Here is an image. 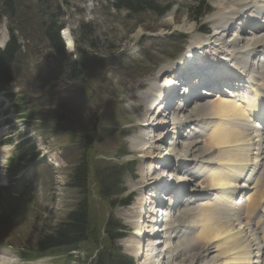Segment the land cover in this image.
<instances>
[{
  "label": "rangeland",
  "instance_id": "1",
  "mask_svg": "<svg viewBox=\"0 0 264 264\" xmlns=\"http://www.w3.org/2000/svg\"><path fill=\"white\" fill-rule=\"evenodd\" d=\"M114 1L54 0V2L46 4L41 16H35L33 19L36 25L41 20L53 21L57 17L59 18L57 20L64 29L62 37L68 39L70 31L74 39L75 51L73 55L77 64L75 65V70L71 68L72 62L67 61L62 65H58L60 80L55 82L56 88L52 91L54 99L45 93L43 85L38 84V81H40L38 75L40 69L36 68L37 65L35 63L37 60H28L23 65V69L29 68L30 70L22 71L19 76L20 84L13 85V89L16 90L18 88L20 92L25 94L28 103L35 104V108L39 109L37 115L39 119L38 125H46L45 127L30 128L23 125L13 112L4 94H0V132H2V137L5 140L12 137L17 140L15 145L10 147L11 153L6 159L0 157V180L3 179L6 172L4 168L5 161L7 160V163L11 166L14 153V158H18L23 155L27 147H34L42 154L40 164H32L26 170V178L23 180L25 184L24 196L29 197V200L36 198L32 203L33 209L31 212H39L36 215V219L39 221L26 219L23 222H18L16 220L13 225L0 231L1 242L21 247H32L39 242L41 237L51 233L55 227L65 222L69 214L77 207L79 198H82L80 190L72 188V179L76 174V167L85 163L86 160H92L98 164H104L107 161L106 163L110 167L116 165L124 166L135 160L137 164V179L131 175L126 177V183L129 188L126 196L130 195V197L128 200H124L132 204L115 209V215L129 229L125 235L127 237L119 241V243L123 246L125 252L127 250L132 253L137 264H139L137 253L134 252L133 254L131 249H135L142 234V231H137L134 227L136 222L133 221L135 213L139 212L143 215L141 210L143 205L140 207L139 203L143 199L144 190L149 188L140 181L141 176L144 173V168L150 167L154 172L160 173L156 182L160 181L162 177L163 181L167 182L165 178H169L171 175L169 171L163 170L162 166L166 162L168 164L172 162L173 158L168 150L170 136L166 134V128L160 127L159 129V127H154L159 126L162 121L161 119L157 120L156 114L158 111L156 110V113L152 114L153 118H151L156 120V123L153 121L150 123L142 122L140 111L135 109L138 102L131 98L130 87L137 83L148 84L150 83L148 81L154 80L156 72L158 73L163 67L181 62L182 59L180 58L177 62L168 58L173 53L172 48L167 49V42L164 38L171 37L172 33L173 36L185 37L187 42L184 50H187L189 45L196 46L194 40L197 38V32L195 31L197 30L200 33V30H198L200 26L188 17L183 16L180 10L162 18L151 14L139 15L138 18H134L129 16L128 12L117 10L113 7ZM182 1L184 0H179V2ZM218 1L224 3V0H209L210 5L214 8L211 15L221 11L217 7ZM54 15L55 17H53ZM170 18L172 19L171 23L169 21ZM207 18L203 24L210 30V35L204 36V38L211 39L213 32L216 31V25L213 21H208ZM239 22L238 20L237 23L239 24ZM186 23L195 25L193 33L181 28ZM243 25L249 28L250 23H244ZM5 27V21L0 23V45L5 44L7 41ZM65 30L67 31L65 32ZM229 32L221 34L227 44H231L235 39L234 31ZM66 42L67 54L70 55L72 53H70L67 40ZM229 46L226 45V48H223L225 53L217 57L212 54L213 51L211 52L210 48L204 50H196L195 48V56H208L212 61L221 60L222 57L228 59L227 57L232 53V49ZM35 49L38 59L40 57L42 59L44 54L48 53L43 44H36ZM78 52L81 53L78 54ZM50 53L52 54V50H50ZM226 55L228 56L225 57ZM182 63L185 64L183 61ZM183 67L185 66L183 65ZM164 81L163 79L162 83ZM38 87L40 92L36 94ZM61 89L64 90L62 91ZM144 91V89L138 90V95L143 94ZM183 91L184 85H181L177 93L179 94ZM91 92H94V95H98L96 101H94L93 97H90ZM170 93L166 95V98L169 97L171 99L172 96H175L174 93L169 96ZM50 100L52 102H49ZM168 107L170 108V106ZM88 114L93 115L94 120L92 122L87 120ZM224 118L225 116L221 120H224ZM50 121L58 122L59 127L55 125L56 129H52V125L49 127L48 125L50 124H47ZM64 121L67 123L65 126L63 124ZM167 121L169 120L167 119ZM141 122L148 128L149 136L160 133L162 141L154 145L156 146V151H154L153 159L156 158L157 160L154 159L153 161L150 160L151 158H143L140 154L133 151L132 142L140 140L139 137L143 133L140 128ZM152 124H154L153 127H151ZM106 126L108 128L105 130L107 134L101 130L102 127ZM172 127L174 131V126L172 125ZM64 129L69 131V133L64 132ZM167 129L172 131L169 126H167ZM19 131H22L26 136L23 141L18 139ZM126 135H129V137ZM22 146L25 147L21 149ZM123 149L129 152V156L119 158L117 153ZM88 153H92L91 156L95 154L97 159L86 158L82 162L81 160ZM253 154H256V152ZM55 157L58 163L53 166ZM259 178H261V175L255 177V181L250 187H255V183ZM95 182H97L96 175L91 182L93 187ZM194 184L192 185L193 187L196 185ZM4 186L7 187V184L0 181V188ZM136 187H141L142 191L137 189L138 192H136ZM162 187L164 186L162 185ZM187 187L193 189L191 185L185 186V188ZM177 188L179 187L177 186ZM146 193H144V196ZM254 193V190L248 191L243 201L246 203L247 199ZM9 197L7 190L0 189V204L5 206L6 209L9 208ZM121 198L118 199L107 194L103 198L96 197L94 213L98 212L99 216L103 218L101 212L108 214L112 207V202L124 199ZM151 202L153 203V201ZM204 211L203 208H198L193 211V214L195 216ZM1 216L0 212V218ZM62 225L65 224L62 223ZM98 225L101 226L100 223ZM188 249L189 251L191 250L190 247ZM96 250H93L90 260L95 257ZM0 251L4 255H9L10 258H18L13 261V264H25L19 256L14 254V249L3 248ZM164 251L165 247L157 250L159 254ZM83 254L84 251L82 250L81 253H77L75 256L80 258ZM84 259L86 260L87 258L84 257ZM49 261V259H44L43 264H50Z\"/></svg>",
  "mask_w": 264,
  "mask_h": 264
},
{
  "label": "bare ground",
  "instance_id": "2",
  "mask_svg": "<svg viewBox=\"0 0 264 264\" xmlns=\"http://www.w3.org/2000/svg\"><path fill=\"white\" fill-rule=\"evenodd\" d=\"M225 1H218L217 7L221 11L209 17L216 25L212 35L215 43L207 44L201 36L196 38V42L198 47H209L216 57L224 54L223 48L230 45V58L228 55L225 56L228 59L222 57L225 68L215 74L213 83L203 84V79L199 81L200 86L213 89H216L214 82L220 86H233L226 89L229 95L222 97L217 93L215 100L210 101L214 96L205 91L201 94L207 99L189 109L168 102L176 115L169 146L173 161L166 166L178 173L179 184L188 180L187 172H193L188 164L197 167L199 172L190 179L189 184L195 183V187L181 189L176 197L181 200L180 203L170 205V219L166 220L163 233L167 248L163 260L166 264H264V128L257 125L264 122V0ZM169 21L171 23L172 19ZM245 21L253 22L255 33L250 31L247 34L246 25H242ZM181 28L192 32L195 25L186 23ZM227 31L235 33L231 44L221 38V34ZM68 46L73 48L70 38ZM183 64L162 69L163 75H156L150 85L137 83L130 87L131 98L138 102L135 109L140 111L142 122H151L152 114L156 113H151L152 106L160 98L165 96L166 100H170L166 95L171 92L169 96H172L175 90L170 89L174 88L175 82L181 81ZM160 76L166 77L163 86L158 83ZM140 89L145 91L138 95ZM237 99L239 102H236ZM142 122L140 128L143 133L140 140L132 142L133 151L154 161V143L162 141V138L160 133L149 136L148 128ZM160 125L159 129L164 122L161 121ZM10 150L0 145V157L6 159ZM182 163L187 165L181 167ZM258 175L261 178L255 187H250ZM159 176L160 173L145 167L140 181L151 188ZM251 190L255 193L246 203L234 200L238 194L242 195V200ZM201 200L203 203L197 204ZM143 201L140 200V207L144 205ZM198 208L205 211L194 216L193 211ZM145 219L142 213H135L133 221H136L134 227L137 231H142Z\"/></svg>",
  "mask_w": 264,
  "mask_h": 264
},
{
  "label": "trees",
  "instance_id": "3",
  "mask_svg": "<svg viewBox=\"0 0 264 264\" xmlns=\"http://www.w3.org/2000/svg\"><path fill=\"white\" fill-rule=\"evenodd\" d=\"M49 2H54V0H0V21L4 18L8 19L12 35L7 48L4 51L0 50V89L7 88L8 83L14 80L12 78L13 66L16 61L18 64L23 54V47L19 44V40H23L28 44L34 43L35 41L42 42L58 56L67 60L65 47L60 37L61 28L58 26L59 18L57 17L58 20L55 19L53 21L41 20L36 25L33 22L35 16H41L43 14L44 8ZM154 4L155 0H116L117 9H126L133 14H142L151 10L157 11ZM163 9L157 11L159 15L166 13L169 10V6L163 7ZM190 10L193 12V18L199 20L205 14L207 7L205 2H202L196 7H191ZM209 11L210 9L208 7ZM73 65L75 67V62H73ZM49 75L47 74L46 79ZM49 85L47 83V86ZM85 160L84 157L82 162ZM88 176L89 171L85 168V165L81 164L76 170L73 185L85 191ZM118 179L116 174L106 177L103 189L111 190L116 182H118ZM88 203L89 200L83 198L78 209L70 215V222L57 228L58 230L56 229L57 231L52 236L42 237L39 240L38 245L40 247L37 250L46 252L54 248L69 245L79 248L82 245L81 242L87 240L88 237L93 238L91 235H94L95 232L98 236L107 237L109 240L117 238L118 231L113 226L112 221L107 224V227L94 225L91 221H88L87 217L90 209ZM130 261L122 256H114L111 258L103 257L102 264H132Z\"/></svg>",
  "mask_w": 264,
  "mask_h": 264
},
{
  "label": "clouds",
  "instance_id": "4",
  "mask_svg": "<svg viewBox=\"0 0 264 264\" xmlns=\"http://www.w3.org/2000/svg\"><path fill=\"white\" fill-rule=\"evenodd\" d=\"M18 259L16 257H9V255H0V264H13V261ZM37 264H43V260L37 262Z\"/></svg>",
  "mask_w": 264,
  "mask_h": 264
}]
</instances>
